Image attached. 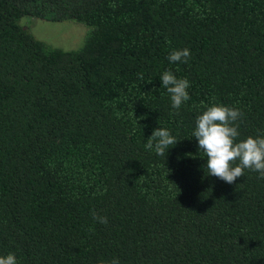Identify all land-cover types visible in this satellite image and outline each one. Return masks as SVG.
Wrapping results in <instances>:
<instances>
[{"label": "trees", "instance_id": "obj_1", "mask_svg": "<svg viewBox=\"0 0 264 264\" xmlns=\"http://www.w3.org/2000/svg\"><path fill=\"white\" fill-rule=\"evenodd\" d=\"M25 17L81 23L83 45ZM165 70L189 81L178 114ZM213 103L242 112L237 140L264 135V0H0V256L264 264V179L207 175L192 137ZM158 127L178 141L162 156L144 147Z\"/></svg>", "mask_w": 264, "mask_h": 264}, {"label": "clouds", "instance_id": "obj_2", "mask_svg": "<svg viewBox=\"0 0 264 264\" xmlns=\"http://www.w3.org/2000/svg\"><path fill=\"white\" fill-rule=\"evenodd\" d=\"M191 53L188 48L172 51L167 59L171 63H187ZM161 85L170 95L171 107L178 110L189 101L187 91L189 81L186 78H177L171 71L165 70L161 76ZM242 112L233 107L219 103L207 106L195 119V128L192 137L198 141V151L207 158L205 170L207 175L215 176L228 184H232L238 177L244 176V170L257 172L259 178L264 179V135L248 136L237 140L239 136L237 121L242 117ZM178 141L169 130L158 127L153 130L144 147L162 156ZM94 221L106 225V216L91 213ZM0 264H17L15 254L8 253L0 256ZM105 264V262H101ZM106 264H120L118 258Z\"/></svg>", "mask_w": 264, "mask_h": 264}, {"label": "rangeland", "instance_id": "obj_3", "mask_svg": "<svg viewBox=\"0 0 264 264\" xmlns=\"http://www.w3.org/2000/svg\"><path fill=\"white\" fill-rule=\"evenodd\" d=\"M23 25L38 39L51 47L64 50L80 48L87 33V27L74 21H50L38 17H25Z\"/></svg>", "mask_w": 264, "mask_h": 264}]
</instances>
